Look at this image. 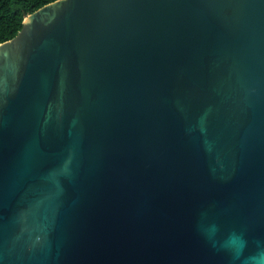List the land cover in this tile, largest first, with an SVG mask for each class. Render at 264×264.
Listing matches in <instances>:
<instances>
[{
  "label": "water",
  "instance_id": "water-1",
  "mask_svg": "<svg viewBox=\"0 0 264 264\" xmlns=\"http://www.w3.org/2000/svg\"><path fill=\"white\" fill-rule=\"evenodd\" d=\"M0 264H264V0H52L0 42Z\"/></svg>",
  "mask_w": 264,
  "mask_h": 264
},
{
  "label": "trees",
  "instance_id": "trees-1",
  "mask_svg": "<svg viewBox=\"0 0 264 264\" xmlns=\"http://www.w3.org/2000/svg\"><path fill=\"white\" fill-rule=\"evenodd\" d=\"M52 0H0V42L17 33L23 17Z\"/></svg>",
  "mask_w": 264,
  "mask_h": 264
}]
</instances>
